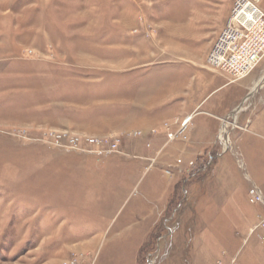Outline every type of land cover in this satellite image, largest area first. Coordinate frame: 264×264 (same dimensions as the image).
<instances>
[{"label":"rangeland","instance_id":"obj_1","mask_svg":"<svg viewBox=\"0 0 264 264\" xmlns=\"http://www.w3.org/2000/svg\"><path fill=\"white\" fill-rule=\"evenodd\" d=\"M233 4L0 0V264H264V143L236 113L190 153L133 50L198 60Z\"/></svg>","mask_w":264,"mask_h":264},{"label":"crops","instance_id":"obj_2","mask_svg":"<svg viewBox=\"0 0 264 264\" xmlns=\"http://www.w3.org/2000/svg\"><path fill=\"white\" fill-rule=\"evenodd\" d=\"M218 32L214 34L215 39L219 35ZM214 37L210 40L209 49L198 60L183 57L174 63H170L167 61L168 58L164 57L160 60L153 45L149 49V54H145L147 51L145 42L142 45L143 49L133 48L136 57V54L144 57L141 61L144 66L157 62L161 66L158 84L143 86L142 92L147 96L146 103L150 104L157 99L155 103L158 107L154 110L163 112L158 117L160 120L162 118L181 120L190 116L189 125H192V129L189 132L188 143L190 146L192 144L189 152L194 154L209 146L220 128L224 126L225 119L234 117L236 113L237 123L241 127L245 126L242 133L254 141L264 143V69L255 77L249 78V74L236 82H232L226 73L210 69L206 65V57L215 41ZM162 54L166 52L162 51ZM136 65L139 64L132 67L135 69ZM246 102H249V105L245 111H241L242 105L244 106ZM239 105H241L239 110L231 115ZM230 131L224 133L225 141L227 135L232 132Z\"/></svg>","mask_w":264,"mask_h":264},{"label":"built area","instance_id":"obj_3","mask_svg":"<svg viewBox=\"0 0 264 264\" xmlns=\"http://www.w3.org/2000/svg\"><path fill=\"white\" fill-rule=\"evenodd\" d=\"M259 2L260 0H234L230 15L206 57V64L210 69L226 73L232 82L248 76L264 56V8L258 6ZM186 119L182 126L189 122ZM54 136L55 142L63 137L62 134ZM86 142L90 147L98 146L93 138H87ZM68 144L85 151L77 147L76 137L69 138ZM117 146L114 142L104 152H115ZM95 149L87 151L101 152ZM252 191L256 202L264 207V195L260 189L252 186Z\"/></svg>","mask_w":264,"mask_h":264},{"label":"water","instance_id":"obj_4","mask_svg":"<svg viewBox=\"0 0 264 264\" xmlns=\"http://www.w3.org/2000/svg\"><path fill=\"white\" fill-rule=\"evenodd\" d=\"M240 107H241V105L237 106L236 109L231 113V115H233L234 113H236L239 110Z\"/></svg>","mask_w":264,"mask_h":264},{"label":"bare ground","instance_id":"obj_5","mask_svg":"<svg viewBox=\"0 0 264 264\" xmlns=\"http://www.w3.org/2000/svg\"><path fill=\"white\" fill-rule=\"evenodd\" d=\"M186 118H188V119H190V116H188V117H186ZM185 118V119H186ZM187 120V119H186ZM254 186H256V187H258L257 185H254ZM259 188V187H258ZM260 189V188H259ZM260 191H261V193L264 195V191L262 190V189H260ZM260 203V202H259Z\"/></svg>","mask_w":264,"mask_h":264}]
</instances>
